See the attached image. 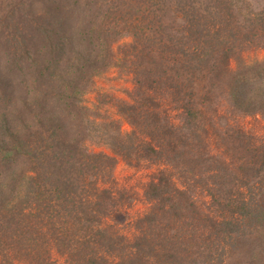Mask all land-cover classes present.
Here are the masks:
<instances>
[{"label": "trees", "instance_id": "obj_1", "mask_svg": "<svg viewBox=\"0 0 264 264\" xmlns=\"http://www.w3.org/2000/svg\"><path fill=\"white\" fill-rule=\"evenodd\" d=\"M232 3L0 2V264H54L52 250L63 264H195L192 248L201 264H224L226 247L264 233V142L231 126L216 130L204 108L211 96H226L230 112L264 116V60L234 71L229 64L247 43L264 49V18L243 26ZM117 37L131 39L122 46L128 51L111 55ZM113 58L135 66L136 82L133 103L119 106L131 131L116 137L103 129L109 145L127 165L173 166L183 182L177 187L171 172L157 173L144 190L150 208L129 239L104 225L118 205L116 159L84 148L92 121L81 97L118 65ZM252 84L260 87L243 101ZM13 100L20 104L8 117ZM165 104L182 110L180 128L167 121ZM209 130L222 153H209ZM200 164L211 165L213 217L185 183Z\"/></svg>", "mask_w": 264, "mask_h": 264}, {"label": "rangeland", "instance_id": "obj_2", "mask_svg": "<svg viewBox=\"0 0 264 264\" xmlns=\"http://www.w3.org/2000/svg\"><path fill=\"white\" fill-rule=\"evenodd\" d=\"M232 1L233 13L236 15V18L239 19L237 23L247 26L249 24L248 21L245 22L246 20L255 23L258 19L264 18V0ZM0 2L4 4L9 2V0H0ZM171 27L170 30L174 32L175 26L171 25ZM243 28L246 29V27ZM8 32H10V28H8ZM112 38H116V35ZM130 41L131 39L129 37H117V40L115 41L117 44L115 45V48L113 47L111 51L113 54L111 55H115L118 51H128L126 47H124L123 50L122 46H124L123 44L130 43ZM250 44L251 46L247 43L244 46V49L236 50V56L229 59L231 70H240L243 68V64L244 66H251L257 61L260 62L264 60V49L255 43ZM1 58H3V56ZM113 59L118 60V65L113 64L99 76L97 75L92 80L87 92L81 97V104L83 107L88 108V117H90V120L92 121L89 126H87L88 131H85L86 137L84 148L89 152L102 153L116 159V165L112 170V179L114 181L113 190H116L115 202L118 205H116V211L104 220V225L110 226L112 229L115 228L121 235L129 239L137 233L135 222L150 208V205L144 199V190L150 181L156 180L157 173L160 170L171 172L173 175V181L176 183L177 187L182 188L183 182L182 173L176 170L173 166L170 168L167 165H160L159 162L151 163L148 161L141 162L134 166L127 165L122 157L116 155L114 149L109 145L110 141L108 136L103 132V129H106L107 134L116 137L120 136V134H117L118 132L124 135L131 131V127L126 124L124 118L119 114V106L123 102L133 103L132 96L135 91L134 83L136 82V77L133 74L135 66H133V70H131L128 69L125 62L122 61L124 58ZM128 60H131V58H128ZM132 60H134V58ZM112 62L114 63V61ZM0 64H2L1 60ZM219 73L220 69H217V74ZM177 80L181 81V79ZM249 86V91H247L249 93H245L246 96H242L243 93H240L239 95L243 101L246 100L247 97L255 94L256 90L260 87L259 84H252ZM204 102L208 122L214 123L216 130L217 126L219 127V131L231 126L235 129H241L246 135L251 136L255 144L264 142V116L259 114L249 116L242 113L230 112V102L226 96H223L222 99H216V97L211 96L209 101ZM10 104L9 108L4 104L7 109L6 113H8V117L9 113L12 112L14 105H19L20 102L13 100ZM164 108L167 111V121L176 128H180L183 124V118L180 116V111L182 110L174 109L175 105H173V108H170L167 104L164 105ZM222 115H224L223 119L218 121L217 118ZM66 126H68V124H66ZM12 132L15 133L14 130H12ZM72 132L70 133L71 136L73 134ZM216 133L217 132L215 131L212 132L209 130L208 137L204 136L207 138V140H204L207 141L205 144L209 147V153L212 155H217V153L220 154L223 152L217 141ZM78 136L80 137L81 134L76 131L74 137L79 138ZM145 140L147 141L148 139L144 137V141ZM3 141L8 142L7 139H4ZM181 154L182 157H187L186 153L182 152ZM227 154L228 152L224 155L227 156ZM193 169L195 172L189 175L190 177L187 176L186 178V180H188L185 182L186 186H192L190 188V195L199 210L204 212L205 215L213 217L215 212L210 210L212 207L210 206L211 203L208 196V187H210L211 184H208L209 180L205 177L207 176L205 172L210 173L211 165L200 164ZM183 180L185 179L183 178ZM205 215L200 218L201 221L206 219ZM52 251V260L54 264H63L64 260L55 253L56 251ZM196 251V248H192L190 252L188 250V254L190 255L189 262L201 264L199 260H201L202 257L195 255ZM263 254L264 233H258L250 239L237 240V245L235 247H226L224 264H264V260L262 259Z\"/></svg>", "mask_w": 264, "mask_h": 264}]
</instances>
